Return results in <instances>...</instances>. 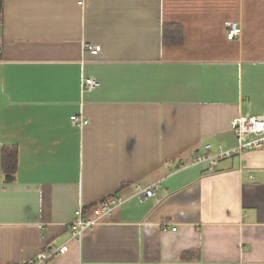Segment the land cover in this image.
Masks as SVG:
<instances>
[{
    "label": "crops",
    "instance_id": "obj_1",
    "mask_svg": "<svg viewBox=\"0 0 264 264\" xmlns=\"http://www.w3.org/2000/svg\"><path fill=\"white\" fill-rule=\"evenodd\" d=\"M171 25L181 41L163 40ZM82 76L99 85L82 94ZM263 110L264 0H4L0 264L48 243L69 249L47 264H264V146L212 172L192 162L233 147L232 118ZM111 196L112 215L71 239L74 212Z\"/></svg>",
    "mask_w": 264,
    "mask_h": 264
},
{
    "label": "built area",
    "instance_id": "obj_2",
    "mask_svg": "<svg viewBox=\"0 0 264 264\" xmlns=\"http://www.w3.org/2000/svg\"><path fill=\"white\" fill-rule=\"evenodd\" d=\"M226 38L228 40L237 39L242 34V26L237 20H229L225 22ZM84 50L90 55H97L101 51L99 44L85 43ZM99 82L94 77L82 76L80 79L81 93L93 91ZM72 124L82 129L88 124V118L83 114L70 116ZM232 129L236 139L233 147L223 148L218 146L217 153L211 155L209 149L210 144L205 145V149L197 153L193 159V163H206L209 172L215 170V162L220 159L230 158L241 155L243 152L257 150L264 146V110L259 115L243 114L232 118ZM179 164L177 167H182ZM155 184L147 187L136 186V194L151 196ZM123 199L115 196L107 197L99 203L87 210L82 208L74 212L73 218L69 225V233L71 239H78L83 232L92 226L102 223L106 218L112 215L113 210L120 205ZM175 230V228H172ZM69 249L67 243L55 245L48 243L42 247L30 260L18 262L16 264H47L58 255L65 254Z\"/></svg>",
    "mask_w": 264,
    "mask_h": 264
},
{
    "label": "trees",
    "instance_id": "obj_3",
    "mask_svg": "<svg viewBox=\"0 0 264 264\" xmlns=\"http://www.w3.org/2000/svg\"><path fill=\"white\" fill-rule=\"evenodd\" d=\"M3 1L0 0V18L2 15ZM181 27L178 25H171L170 30L164 28L163 40L169 42L181 41ZM2 172L6 180H11L16 171L17 166V151L13 147H5L1 154Z\"/></svg>",
    "mask_w": 264,
    "mask_h": 264
}]
</instances>
